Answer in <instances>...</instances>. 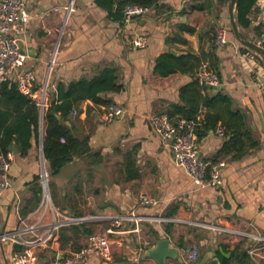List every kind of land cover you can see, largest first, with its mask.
<instances>
[{
	"label": "crops",
	"instance_id": "obj_1",
	"mask_svg": "<svg viewBox=\"0 0 264 264\" xmlns=\"http://www.w3.org/2000/svg\"><path fill=\"white\" fill-rule=\"evenodd\" d=\"M24 2L29 19L21 48L28 55L25 68L35 77V97L47 83L49 104L58 83L67 86L83 78L91 80L112 68L123 88L103 96L121 106L124 113L105 122L103 105L90 99L77 102L66 124L76 137H88L90 151L74 155L55 174L49 173L42 153L41 129L26 155L21 156L13 144L9 187L0 199V235L20 230L23 236H30L31 227L44 231L54 222L52 210L57 208L64 216L82 218L93 233H105L115 218L125 217L120 233L109 235L111 260L90 252L89 264H157L146 253L160 239H168L170 247L178 251V257L167 258L166 264L185 263L177 246L181 241L198 246L200 260L207 252H229L242 242L254 261L264 262V152L260 145L264 97L256 83V75L264 81V66L254 52L243 51L245 47L228 32L229 4L199 10L207 0H159L158 8L125 25L121 19L111 18L101 0ZM70 2L73 10L68 13L64 7ZM250 20L249 29L239 30L264 47V33L259 40L253 31L264 26V0L256 1ZM220 27L227 30V42L213 47ZM137 34L145 38V47L131 46ZM166 53L183 60L161 67L162 73L155 72L157 59ZM198 62L214 64L220 82L202 95L221 92L229 97L233 110L245 116L259 141L257 148L232 159L231 155L216 157L225 140L217 131L220 123L216 131L210 130L198 140L201 158L220 165L222 184L218 187L196 185L175 164L150 121L184 104L180 90L192 83ZM189 67L192 70L185 71ZM128 160L134 162V171L127 170ZM135 171L138 177L133 176ZM43 177L50 197L45 204ZM143 196L157 203L141 205ZM130 215L138 216L139 221L128 219ZM86 237L79 238L80 243L85 244ZM19 249L10 240L0 241V264H11L12 253ZM69 251V247L59 249L57 234L56 242L39 253L37 264H47L53 252L51 259ZM204 264L219 263L213 255Z\"/></svg>",
	"mask_w": 264,
	"mask_h": 264
},
{
	"label": "trees",
	"instance_id": "obj_2",
	"mask_svg": "<svg viewBox=\"0 0 264 264\" xmlns=\"http://www.w3.org/2000/svg\"><path fill=\"white\" fill-rule=\"evenodd\" d=\"M256 1L237 0L235 21L241 30H247L251 27L250 15ZM158 2L159 0H101L100 3L109 10L113 20L121 19L122 22V11L126 5H137L152 9L158 8ZM229 2L230 0H216L215 3L214 0H207L205 4L198 6V8L204 10L216 5H228ZM181 29L188 32L193 31V28L189 27H182ZM253 31L261 40L264 26H256ZM228 32H232L230 28H228ZM214 38L212 44L213 47H216ZM180 40L186 42L183 38H180ZM243 51L251 52L247 48H243ZM181 59L183 60V57L176 58L172 54L166 53L157 59L154 70L162 73L163 69L161 67H169L174 62H180ZM201 63L203 62H198L193 72L192 83L180 90L184 104L181 106L175 105L173 109L167 111V115L172 119L185 121H196L197 117L201 116L199 123L195 126L198 140L205 137L210 130L216 131L220 123L225 140L216 157L231 155L232 159H239L246 155L249 150L257 148L259 141L252 135L245 116L240 111L233 110L229 97L221 92L214 96H210L207 92L202 95V92L207 91V88L213 89L214 87L201 85L196 79L195 74ZM208 66L214 71V64H211V66L208 64ZM189 70H192V68L185 69V71ZM122 88L123 86L118 83L116 72L112 68L102 70L97 77L91 80L83 78L71 82L67 86L58 83L56 91L51 94L53 96L51 102L41 113L35 100L21 93L15 83L8 81L0 83V156L12 152L13 144H15L21 156L26 155L31 147L32 139L37 141L41 129L43 132L42 153L48 171L51 174L59 172L66 163L71 161L74 155H84L90 151L88 137H76L66 124L69 119L68 115L74 109L75 104L81 100L90 99L95 104L107 107L112 102L109 99L107 100L103 94L117 93ZM204 107L205 110H203ZM134 168V162L128 160L127 170L133 169L134 171ZM133 176L138 177V172L135 171ZM40 192L41 187L38 185L36 194L39 195ZM38 200L39 196L35 198V201ZM92 233L93 231L90 230L86 222L62 226L58 231L59 249L64 250L69 247L70 251H78L84 245L80 243L79 238ZM177 246L182 249L187 247V243L181 241ZM229 252L230 258L225 259L224 264H264L263 261H254L249 254V247H243L242 242ZM198 258L196 261L200 260V256ZM196 261L190 264H196Z\"/></svg>",
	"mask_w": 264,
	"mask_h": 264
},
{
	"label": "built area",
	"instance_id": "obj_3",
	"mask_svg": "<svg viewBox=\"0 0 264 264\" xmlns=\"http://www.w3.org/2000/svg\"><path fill=\"white\" fill-rule=\"evenodd\" d=\"M57 10V9H55ZM66 12L73 10V2L64 7ZM149 8L137 5H126L122 11V24L128 25L136 16L145 14ZM29 16L25 9L24 0H0V83L13 82L18 90L24 95L35 100L41 113L49 105L47 100V83L40 90L39 96L35 97L33 90L35 77L33 73L25 68L27 53L21 48V41L26 31ZM227 30L223 27L217 29L214 42L217 46L226 44ZM133 48L145 47V38L135 35L130 41ZM201 85L218 87L219 77L211 70L206 62L201 63L195 74ZM256 83L264 97V81L256 75ZM124 110L121 106L110 104L104 107L102 119L112 122L122 116ZM201 116L196 121L176 120L167 114H160L151 118L154 131L160 137L161 143L169 150L175 164L181 167L190 179L200 187H218L222 184L220 165L210 160L201 158L199 154L198 139L195 126L199 123ZM223 135L222 130L217 129ZM63 141V139H61ZM261 150L264 152V138L261 141ZM12 152L0 156V199L2 191L9 187L8 170ZM42 204L49 202V191L46 177L41 180ZM157 201L150 197H141V205H154ZM54 222L44 231L29 228L30 236H23L20 230L13 233L0 235V241L10 240L20 246L19 250L12 253L11 264H37L39 253L49 248L57 240L59 228L68 224L80 223L82 218H71L57 208H53ZM63 219H58L60 217ZM128 219L139 221L138 216L130 215ZM125 217L118 216L113 220V227L105 233H92L86 237V242L78 251H69L60 257H54L47 264H89V253L92 252L104 261L111 260L112 242L110 234L120 233V226ZM196 245L187 246L180 251L181 258L185 263L195 262L199 256Z\"/></svg>",
	"mask_w": 264,
	"mask_h": 264
},
{
	"label": "water",
	"instance_id": "obj_4",
	"mask_svg": "<svg viewBox=\"0 0 264 264\" xmlns=\"http://www.w3.org/2000/svg\"><path fill=\"white\" fill-rule=\"evenodd\" d=\"M237 0H230L229 3V25L230 29L235 36L236 40L243 45L245 48L254 52L261 60L264 66V47L260 44L256 43L255 41L249 39L243 32H241L237 26L235 21V6ZM264 39V35H263ZM264 133V129H263ZM15 152V147L12 146L11 148ZM216 257L219 264H223L225 258L230 257L229 252H225L222 249H219L218 254H213L211 252H207L203 254L200 264H204L207 260L211 259L212 257ZM146 256L149 258L155 259L157 264H166L167 258L175 259L178 257V251L175 248L170 247V243L168 239H160L158 240L154 246H152L146 253Z\"/></svg>",
	"mask_w": 264,
	"mask_h": 264
},
{
	"label": "rangeland",
	"instance_id": "obj_5",
	"mask_svg": "<svg viewBox=\"0 0 264 264\" xmlns=\"http://www.w3.org/2000/svg\"><path fill=\"white\" fill-rule=\"evenodd\" d=\"M198 249H199V248H198ZM198 253H199V256H200V252H198ZM54 255H55V252H53V255H52V256H49V255H48V258H47V259L50 261V259H51ZM46 257H47V256L45 255V258H46ZM49 258H50V259H49ZM198 259H199V258H198ZM196 262H197V261H196Z\"/></svg>",
	"mask_w": 264,
	"mask_h": 264
}]
</instances>
